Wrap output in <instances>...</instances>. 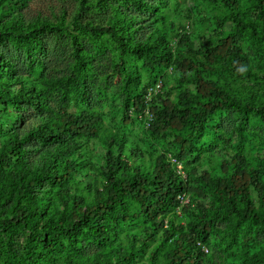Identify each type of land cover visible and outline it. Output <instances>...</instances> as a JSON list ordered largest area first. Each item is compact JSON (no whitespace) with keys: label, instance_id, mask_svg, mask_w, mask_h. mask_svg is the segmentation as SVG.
I'll return each mask as SVG.
<instances>
[{"label":"rangeland","instance_id":"1","mask_svg":"<svg viewBox=\"0 0 264 264\" xmlns=\"http://www.w3.org/2000/svg\"><path fill=\"white\" fill-rule=\"evenodd\" d=\"M79 1L23 0L0 12V23L16 20L23 24L36 19L54 24L62 13L65 14L66 29L63 33L48 29L38 33L42 46H38L34 60L28 59L27 53L20 51L0 30V54L15 62L12 78L0 87L17 102L7 105L0 102V110L3 109L0 112V144L7 135L15 134L17 139L23 140L28 162L39 166L49 164L53 172L58 170L54 162L58 144L53 137L50 119L44 118L45 114L39 111L37 91L50 87L44 101L51 108L60 109L62 91L56 84H65L72 71L75 54L71 36V33L75 34L72 17L78 12ZM103 2L104 7L94 5L84 10L79 19L93 25H106L115 12L130 32L128 42L132 51L121 55L115 41L109 40L100 45L97 37L92 40L89 36L79 35L78 46L83 51L85 62L84 91H70L67 110L78 114L82 110L93 109L103 119L108 133L115 132L124 137L122 158L125 162L129 166L149 168L151 155L166 152L170 157L178 156L181 144L174 138L176 131L167 130L155 135L145 129L143 117H135L130 112L127 115L129 122L125 123L122 88L126 85L132 91L140 92L158 75L165 74L163 96L176 101L181 92L194 89V83L192 73L185 77L175 62L162 70L145 62L141 45L147 38L152 41L161 37L169 43L174 60H203L213 44L236 30L233 8L223 0ZM238 3L243 11L250 5L247 0H238ZM182 35L187 39L186 43L179 40ZM238 41L247 56L250 75L240 76L220 62L204 75L227 95L241 103L252 102L255 107L245 114L228 105L220 106L207 121L205 130L195 133L191 146L184 150L183 167L187 173L189 201L192 200L194 214L186 211L180 222L200 224L202 220L207 221L205 232H200L201 246L206 253L205 264H264L259 258L264 252V227L250 217H244L248 212L243 201L238 198L230 205L218 194L216 184L209 183L204 176L205 173L212 179L221 176L222 164L228 163L233 154L241 153L247 160L248 168L257 169L264 182V124L254 113L256 107L264 102V21L257 22L248 33L238 34ZM181 78L185 81L181 82ZM77 146L75 155L70 159L77 165L68 190L71 194H84L86 206H89L95 191H100L105 183L102 168L106 148L100 138H82L77 140ZM0 162V178L5 180L9 176L1 173L19 168L11 156L1 161L0 154ZM54 191L55 186L43 183L37 188V195L48 201ZM251 197L256 211H261L259 198L253 190ZM198 204L204 210L200 211ZM81 210L87 211L84 206ZM144 229L142 222L127 225L115 241V244L134 243L136 246L137 251L130 264H149L150 253L161 242L160 231L154 232V239H147ZM30 233L20 226L11 227L6 234L0 233V264L17 261L25 253ZM68 253L70 251H55L53 257L38 259L36 264H56ZM158 260L162 261L161 255Z\"/></svg>","mask_w":264,"mask_h":264},{"label":"trees","instance_id":"2","mask_svg":"<svg viewBox=\"0 0 264 264\" xmlns=\"http://www.w3.org/2000/svg\"><path fill=\"white\" fill-rule=\"evenodd\" d=\"M22 1L0 0V12ZM223 1L233 8L236 30L225 34L213 44L203 60H174L169 43L161 37L153 38L152 41L147 38L141 45L145 62L156 65L159 70L175 62L185 77L192 73L194 89L184 90L176 101L163 96L165 74L158 75L149 83L162 79L163 93L154 98V118L147 130L155 135L167 130L176 131L174 138L181 144V148L178 156H173L182 163L186 154L184 150L191 146L192 136L205 130L207 121L220 106L228 105L245 114L255 107L252 102L241 103L227 95L204 75V72L213 69L215 63L220 62L228 65L240 76H249L248 59L239 44L238 34L248 33L257 22L264 21V0H247L250 5L245 11L238 0ZM94 5L104 7V2L80 0L78 12L72 17L75 31V34L71 33L74 62L68 81L65 84H56L62 91L60 109L55 110L44 101L50 87L37 91L39 111L45 114L44 118L50 119L53 137L58 144L57 150L54 151L57 172H53L49 164L39 166L28 162L27 151L22 145L23 140L17 139L15 134L7 135L0 144L1 161L11 156L19 165L18 170L1 173L9 176V179L0 178V233L6 234L11 227L17 226L31 232L26 239L25 253L10 264H36L38 259L53 257L55 251L59 250H67L70 253L56 264H130L137 251L136 246L134 243L115 244V241L127 225L139 222L145 225L144 234L147 239H154L156 231L161 233V242L150 253L149 264H205L206 253L201 246L200 232H205L207 221L202 220L200 224L180 222L186 211L194 214V208L191 199L187 204L181 207L179 205L178 194L186 192L189 196L188 178L185 181L176 173L169 155L166 152L151 155L149 168L140 165L129 166L122 158L125 149L124 137L115 132L108 133L100 115L93 109H85L78 114L67 110L70 91H84L85 62L83 51L78 46L79 35L89 36L92 40L97 37L100 41L97 43L100 45L109 40L115 41L121 55L132 51L128 42L130 32L124 28L122 20L115 12L106 25H93L79 19L84 10L91 9ZM44 29L63 33L66 29L65 14L62 13L54 24L40 19L27 24L16 20L0 23L1 33L20 51H25L30 60L35 59L38 46H42L38 33ZM179 40L187 42L184 35L180 36ZM2 54L0 86H4L8 79L12 78L15 66V62ZM180 81L184 82L185 79L181 78ZM145 89L146 86L140 92H134L126 85L122 88L125 123L129 122V112L135 117L142 113L145 106ZM0 102L6 105L17 104L14 97L2 88ZM254 113L264 124V102L256 107ZM187 128L190 130L187 131ZM82 138H100L106 148L102 168L105 183L100 191H95L89 206H86L84 194H71L68 190L77 165L71 163L70 159L78 147L77 140ZM222 170L223 174L215 179L206 173L204 176L209 183L216 184L218 194L230 205L238 198L243 201L248 212L244 217H250V220L264 227V182L259 171L248 168L247 160L241 153L233 154L228 163L222 164ZM43 183L55 186V191L48 201L37 195V188ZM252 190L259 198L261 211L255 209L251 197ZM83 206L86 207V212H82ZM197 207L200 211L204 210L200 204ZM178 208L180 214L176 212ZM164 220H167L166 227ZM87 251L91 254H87ZM159 255L162 256V261L158 260ZM260 257L264 261V252Z\"/></svg>","mask_w":264,"mask_h":264},{"label":"built area","instance_id":"3","mask_svg":"<svg viewBox=\"0 0 264 264\" xmlns=\"http://www.w3.org/2000/svg\"><path fill=\"white\" fill-rule=\"evenodd\" d=\"M163 93V80L162 79H157L154 83L148 84L145 89L144 93V108L142 110V113L139 115V118L144 119L145 121V129H148L149 125L151 124L154 114H153V102L154 98L157 97L159 94ZM169 160L175 167L176 173L181 176L183 180H187L186 173L183 168V163L181 160H178L176 157H170ZM177 199L179 201L180 207L187 204L189 202V196L186 194V192L180 193L177 196ZM177 214H180V208L176 209ZM164 227L167 226V220H164Z\"/></svg>","mask_w":264,"mask_h":264}]
</instances>
